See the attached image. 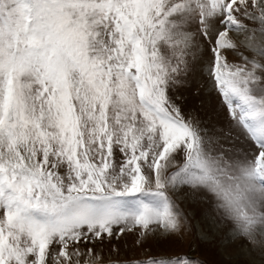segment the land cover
Instances as JSON below:
<instances>
[{
	"label": "snow or ice",
	"instance_id": "6c2138e0",
	"mask_svg": "<svg viewBox=\"0 0 264 264\" xmlns=\"http://www.w3.org/2000/svg\"><path fill=\"white\" fill-rule=\"evenodd\" d=\"M189 233L264 264V0H0V264H167Z\"/></svg>",
	"mask_w": 264,
	"mask_h": 264
},
{
	"label": "rangeland",
	"instance_id": "374dc122",
	"mask_svg": "<svg viewBox=\"0 0 264 264\" xmlns=\"http://www.w3.org/2000/svg\"><path fill=\"white\" fill-rule=\"evenodd\" d=\"M181 91L185 97L183 108L186 113H199L205 123L226 122L224 119V110L220 107L218 98L203 94L196 97L189 90L182 89ZM190 206L193 208L197 207L195 204ZM221 251L219 237L209 243H199L189 233L183 239L174 238L169 242L154 245L148 255L152 257H163L167 261V264H181V260L184 257H187L191 261V264H219ZM256 260L257 264H259L258 257H256ZM235 264H247V260L236 261Z\"/></svg>",
	"mask_w": 264,
	"mask_h": 264
}]
</instances>
